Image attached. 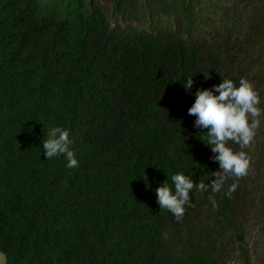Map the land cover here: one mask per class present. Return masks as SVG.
Returning a JSON list of instances; mask_svg holds the SVG:
<instances>
[{
  "label": "trees",
  "instance_id": "16d2710c",
  "mask_svg": "<svg viewBox=\"0 0 264 264\" xmlns=\"http://www.w3.org/2000/svg\"><path fill=\"white\" fill-rule=\"evenodd\" d=\"M262 25L245 4L217 0H0L5 264H250L249 224L264 219L252 158L216 210L210 190L190 193L179 222L155 189L167 181L174 191L175 174L215 179L219 163L198 138L208 130L188 109L223 78L262 77L244 70ZM54 126L70 132L78 167L46 159Z\"/></svg>",
  "mask_w": 264,
  "mask_h": 264
},
{
  "label": "clouds",
  "instance_id": "9594fccd",
  "mask_svg": "<svg viewBox=\"0 0 264 264\" xmlns=\"http://www.w3.org/2000/svg\"><path fill=\"white\" fill-rule=\"evenodd\" d=\"M205 78L209 76L205 75ZM193 85L192 77L187 78L185 89L190 91ZM194 95L195 101L188 109V115L196 117V128L208 130L203 139L200 135L198 138L211 147L214 155L210 159L219 163L220 170L212 173L215 179L211 184L203 180L197 184L190 176L181 173L171 177L174 191L167 181L155 189L161 210L172 213L178 222L186 213L185 206L190 204V193L210 190L208 199L213 210H216V194L222 192L227 179L239 180L247 176L251 157L244 149L251 148L261 125L260 117L264 115L259 91L243 77L239 80V86L233 80L223 78L222 83L210 89H198ZM42 143L46 159L62 155L69 169L79 166L74 151L70 149L73 141L68 130L59 126L51 127ZM230 144L238 145L240 150L235 151ZM237 187L238 184L233 183L223 194L231 198Z\"/></svg>",
  "mask_w": 264,
  "mask_h": 264
},
{
  "label": "rangeland",
  "instance_id": "374dc122",
  "mask_svg": "<svg viewBox=\"0 0 264 264\" xmlns=\"http://www.w3.org/2000/svg\"><path fill=\"white\" fill-rule=\"evenodd\" d=\"M217 1H220V3L227 8L233 6L235 3L238 6L245 4L253 10V13H259L264 16V0ZM244 70H250L252 74L257 71L262 72L263 78L260 76V79L257 80L251 77L249 81L252 82L259 91L262 101L260 107L264 109V40L248 56L244 64ZM260 120L261 125L257 131L254 145L250 152L252 158L250 170L252 175V190L257 193V209L264 212V200L262 199L264 198V115L260 117ZM246 240L249 246L250 264H264V219L260 212H257L256 215L252 217ZM0 264H5V257L2 254H0ZM233 264H243V261L239 258H235Z\"/></svg>",
  "mask_w": 264,
  "mask_h": 264
}]
</instances>
